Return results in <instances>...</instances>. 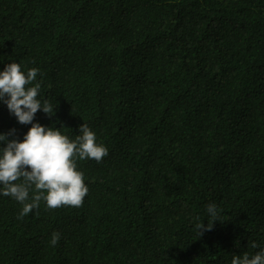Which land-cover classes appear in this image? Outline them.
Segmentation results:
<instances>
[{
	"label": "trees",
	"instance_id": "obj_1",
	"mask_svg": "<svg viewBox=\"0 0 264 264\" xmlns=\"http://www.w3.org/2000/svg\"><path fill=\"white\" fill-rule=\"evenodd\" d=\"M10 63L38 68V98L56 107L33 123L70 139L87 124L108 155L77 159L80 208L42 200L17 219L0 195V264H231L264 250V0H0V72ZM31 126L0 102V134L22 142ZM210 204L219 221L200 237Z\"/></svg>",
	"mask_w": 264,
	"mask_h": 264
},
{
	"label": "clouds",
	"instance_id": "obj_2",
	"mask_svg": "<svg viewBox=\"0 0 264 264\" xmlns=\"http://www.w3.org/2000/svg\"><path fill=\"white\" fill-rule=\"evenodd\" d=\"M38 73V68H31L25 74L18 63H10L0 72V102L19 124L32 125L22 142L9 139L15 136V129L0 134V144L5 145L0 148V195L22 205L17 219L38 210L42 200L49 210L82 207L89 189L84 174L77 170V159L100 163L108 155V149L97 144L96 134L87 124L83 123L80 134L70 139L60 129L33 123L38 111L52 118L56 109L47 99L38 98L41 88V82H36ZM206 211L211 219L207 227L196 218L195 230L200 237L219 221L216 204H210ZM60 238V233L54 232L51 246L55 247ZM251 247L255 249L258 245L253 242ZM231 264H264V250L252 256L233 255Z\"/></svg>",
	"mask_w": 264,
	"mask_h": 264
}]
</instances>
